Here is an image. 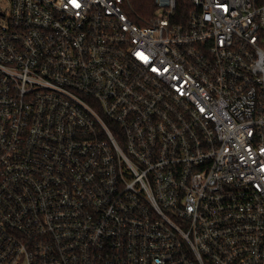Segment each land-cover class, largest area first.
<instances>
[{
    "label": "built area",
    "instance_id": "2783aa9c",
    "mask_svg": "<svg viewBox=\"0 0 264 264\" xmlns=\"http://www.w3.org/2000/svg\"><path fill=\"white\" fill-rule=\"evenodd\" d=\"M0 0V264H264V0Z\"/></svg>",
    "mask_w": 264,
    "mask_h": 264
},
{
    "label": "trees",
    "instance_id": "16d2710c",
    "mask_svg": "<svg viewBox=\"0 0 264 264\" xmlns=\"http://www.w3.org/2000/svg\"><path fill=\"white\" fill-rule=\"evenodd\" d=\"M176 21L180 22V16L187 14L192 9L191 0H177ZM124 12L129 19L140 27H145L155 15V0H124Z\"/></svg>",
    "mask_w": 264,
    "mask_h": 264
}]
</instances>
